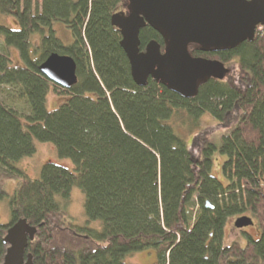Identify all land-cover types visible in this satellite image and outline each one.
<instances>
[{
  "label": "trees",
  "instance_id": "1",
  "mask_svg": "<svg viewBox=\"0 0 264 264\" xmlns=\"http://www.w3.org/2000/svg\"><path fill=\"white\" fill-rule=\"evenodd\" d=\"M121 10L124 0H0V14L17 25L0 22V168L3 176H21L8 200L10 222L0 224V264L2 239L18 220L36 229L24 250L33 264H125L148 250L155 264H264V26L233 50L194 51L227 72L185 99L151 79L134 84L110 24ZM56 22L69 30L70 44L56 37ZM151 40L161 44L145 26L140 50ZM53 52L76 64L70 89L38 71ZM50 91L59 100L52 111ZM181 114L195 125L206 114L217 125L187 143L170 122ZM35 142L52 143L73 169L47 160L38 178L27 177L15 164L35 153ZM216 153L226 158L225 183L211 174ZM72 187L84 196L83 225L66 213ZM243 215L255 220L257 238L226 243L225 226Z\"/></svg>",
  "mask_w": 264,
  "mask_h": 264
},
{
  "label": "water",
  "instance_id": "2",
  "mask_svg": "<svg viewBox=\"0 0 264 264\" xmlns=\"http://www.w3.org/2000/svg\"><path fill=\"white\" fill-rule=\"evenodd\" d=\"M125 11L110 15V24L120 35L119 45L129 64L135 85L148 79L185 99L196 96L198 87L210 79H222L227 68L218 60L193 56V52L217 53L252 41L264 26V0H124ZM149 26L160 37L140 50L139 32ZM48 81L62 89L77 82L76 64L67 55L53 52L38 66ZM207 208L212 206L205 202ZM253 226L248 216H239L233 227ZM36 229L18 220L6 231L7 245L2 264H33L24 257Z\"/></svg>",
  "mask_w": 264,
  "mask_h": 264
},
{
  "label": "rangeland",
  "instance_id": "3",
  "mask_svg": "<svg viewBox=\"0 0 264 264\" xmlns=\"http://www.w3.org/2000/svg\"><path fill=\"white\" fill-rule=\"evenodd\" d=\"M0 22L7 25L8 27L15 29L17 25L14 24L11 16H3L0 14ZM258 29V28H257ZM54 30L56 37L64 44L68 45L71 42V36L69 30L61 23L56 22L54 24ZM259 30V29H258ZM1 38H0V45H1ZM10 57L13 61L18 60V54L16 50L10 49L9 50ZM227 65V63L225 64ZM226 67V66H225ZM6 101V97L3 91L0 89V101ZM59 100L57 99L54 92L50 91L47 95V110L52 111L54 106L58 104ZM18 112L22 113L23 115L27 113V107L21 102L16 101L12 105ZM176 131L180 133V135L187 141L190 142V137L197 133L200 129L206 127L216 126L215 121L209 115H202L196 122V125L192 122L190 118L186 115L181 114L179 116H173L170 120ZM221 133H227L228 129L221 128ZM219 131V132H220ZM177 133V132H176ZM218 134L219 135H221ZM225 156L219 153H216L213 156V166L211 170V174L221 183H225L223 177L221 176L220 165L225 160ZM51 160L56 164L65 166L66 168L72 170V162L70 159L67 158H60L57 155L56 149L52 143H41L35 142V153L32 156L25 157L21 159L19 162L15 164L16 169L29 178H38L40 174V169L45 161ZM21 176L18 174L16 175H6L3 176L2 169L0 168V188L7 194V197L0 200V224L6 225L10 222V213L8 208V200L9 197L12 195L13 190L16 186L18 179ZM83 202L84 196L82 192L77 187H72L69 191V198L68 204L66 208V213L68 217L78 225H83L85 223V215L83 211ZM237 217H233L230 219L228 224L225 226L224 229V239L225 242H231L234 240L239 241L241 244L245 243L246 235L251 236L252 238H257V225L255 220H253V226L246 227L242 230L235 229L233 227V221ZM97 223L91 224V226H96ZM243 232L245 234H243ZM156 253L155 250H148L142 251L138 253H134L125 258V264H155L156 263Z\"/></svg>",
  "mask_w": 264,
  "mask_h": 264
},
{
  "label": "flooded vegetation",
  "instance_id": "4",
  "mask_svg": "<svg viewBox=\"0 0 264 264\" xmlns=\"http://www.w3.org/2000/svg\"><path fill=\"white\" fill-rule=\"evenodd\" d=\"M121 11H125V10H121Z\"/></svg>",
  "mask_w": 264,
  "mask_h": 264
},
{
  "label": "built area",
  "instance_id": "5",
  "mask_svg": "<svg viewBox=\"0 0 264 264\" xmlns=\"http://www.w3.org/2000/svg\"><path fill=\"white\" fill-rule=\"evenodd\" d=\"M261 28V27H260Z\"/></svg>",
  "mask_w": 264,
  "mask_h": 264
}]
</instances>
